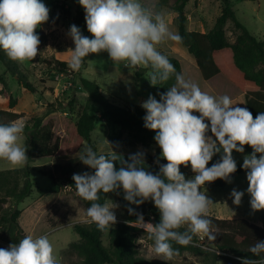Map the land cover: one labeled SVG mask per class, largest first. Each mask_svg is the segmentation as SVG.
I'll return each instance as SVG.
<instances>
[{
  "label": "clouds",
  "instance_id": "obj_1",
  "mask_svg": "<svg viewBox=\"0 0 264 264\" xmlns=\"http://www.w3.org/2000/svg\"><path fill=\"white\" fill-rule=\"evenodd\" d=\"M78 3L85 11L91 38L75 24L70 26L68 36L74 49H69L67 63L71 70L79 71L89 54L107 52L113 63L123 62L125 67L150 66L147 79L153 86L175 75V83L159 94V100L149 95L141 104L146 111L144 127L156 133L154 140L161 149L160 156L167 161L159 166L158 173L143 167V152L119 160V169L115 166L119 155L112 145L108 155H98L90 146L75 154L83 165L94 170L72 176L77 195L92 202L86 209L88 222L101 231L110 230L118 222L114 209L119 205L96 201L101 191L107 194L122 188L129 204L139 206L151 200L159 211L160 221L153 224L129 207L128 213L137 218L134 223L126 221L144 229L156 255L171 260L178 255L172 242L187 246L194 236L215 241L217 232L208 218L213 201L202 189L217 179L231 183V175L237 171L233 151L244 153L246 145L253 149L242 164L250 207L253 212L264 210V112L254 118L247 107L234 105L228 95H210L177 73L168 57L157 50V45L167 40L182 41L178 33L169 29L164 13L144 7L139 0ZM49 14L42 0H0V50L12 61H33L41 43L36 30L49 21ZM23 129L24 125L17 121L0 123V159L13 167H23L29 160L26 144L20 143ZM209 131L212 135L207 134ZM218 153L220 160L208 167ZM189 165L194 175L186 179L180 168ZM244 194L233 189V204L240 206ZM184 225L187 230L178 231ZM249 251L260 258L238 257L241 264H264V240H257ZM0 264H60V260L47 235H26L18 244L0 248Z\"/></svg>",
  "mask_w": 264,
  "mask_h": 264
},
{
  "label": "rangeland",
  "instance_id": "obj_2",
  "mask_svg": "<svg viewBox=\"0 0 264 264\" xmlns=\"http://www.w3.org/2000/svg\"><path fill=\"white\" fill-rule=\"evenodd\" d=\"M159 1L139 0L142 5L154 12ZM42 2L50 9L49 21L38 29L48 34V40L38 46L39 54L33 61L18 62L20 69L27 76L29 82L36 87L37 91L32 93L20 86L16 77L9 73L3 64H0V91L3 88L2 81H4L8 94L19 101L16 108L17 111L24 115L17 122L25 126L32 123L31 119L33 117L46 115L45 121L52 118L55 122V136L62 137L64 136V121L66 119L77 120L79 108L88 106L89 113L94 115L97 120L91 133V142H84L82 148L90 146L92 149L96 148L98 154H109L112 152V145L113 151L119 154L143 152L160 155L161 149L157 144L139 143L131 133L121 129L105 115L99 105L89 104V94L82 88L77 77V74L81 73L84 78L96 81L101 86L105 97L116 105L125 106L127 103L141 105L148 99L149 95L156 98L160 87V83L153 86L147 79L148 73L152 71L151 67L141 65L133 68L125 67L123 62L113 63L107 52L90 54L87 65L82 64L79 71H73L69 68L68 71L61 72L54 64L49 66L46 61L54 59L68 61L70 57L69 49H74V43L68 36L70 26L75 24L85 36L87 27L85 12L84 15H80L84 9L79 5L78 0H42ZM177 3L178 0H168V5L161 9V12L165 14L169 29L174 33H178L177 14L175 11ZM232 5L241 23L259 39H264V0H232ZM222 7L221 0H189L186 10L189 29L209 32L220 16ZM56 16L57 22L53 23V19ZM80 18L83 22L78 24L77 20ZM239 34L240 32L234 28L231 22L226 23L225 35L229 43H235ZM157 50L167 57L177 58L185 72L192 73L196 70L195 66L192 65L193 62L195 63L194 58L179 42L167 40L157 45ZM141 68L146 69V71H144L143 76L137 77L136 71ZM196 71L198 72V70ZM198 74L200 75V72ZM198 86L202 91L206 92L209 88L211 90L213 88L217 89V82L204 84V80L201 78ZM232 86L229 83V87ZM69 103L73 104L74 110H70ZM50 105H54L57 110L51 113L48 112ZM5 106L6 97L0 95V108ZM243 107H245V102ZM20 143L21 145L26 144L27 155L29 145L27 136L24 133H22ZM252 151L253 149L245 148L244 153H234L237 168L242 166L244 156L250 155ZM75 154L38 158L34 161H28L27 165L40 166L54 163H70L77 172H81L87 166L75 158ZM257 156L259 157V154ZM27 165L13 167L7 161L0 159V171L21 169ZM30 179L33 183L32 195L18 205L13 200H10L4 205V210L0 212V215L10 213L15 208L21 210L19 223L25 236L32 235L35 238L47 235L54 247L55 255L60 260V264H82V260L77 254L69 253L68 251L72 243L80 240V235L75 232V226H89L91 224L86 216L87 207L77 195V192L69 187L59 189L54 186L50 179L34 171H31ZM247 188L246 172L232 174L231 183L227 182L224 187H211L206 184L202 190L213 201L209 208V215L220 219L243 218L261 226L263 210L257 212L251 210V198L246 191ZM233 189L245 193L240 206L233 204L230 195ZM112 202L119 205L118 208L114 209L118 222L110 230H107L102 237L103 244L107 247H110V231L119 224L126 223L128 208L134 209L136 206L129 204L124 199L122 189L108 193L106 203L111 204ZM151 203L154 205L152 201ZM145 222L158 223L150 212L147 214ZM182 227L187 229L188 226L184 225ZM198 244H204L203 249L205 252L198 255L191 252H183L178 253L171 260H165L162 256L155 254L152 247L153 243L148 238L147 233L142 232L138 237L140 254L154 261H166L170 264H226L222 260H214L208 253L214 252L209 241L199 238ZM9 246L10 244L7 243L6 239L0 236V248H8Z\"/></svg>",
  "mask_w": 264,
  "mask_h": 264
},
{
  "label": "trees",
  "instance_id": "obj_3",
  "mask_svg": "<svg viewBox=\"0 0 264 264\" xmlns=\"http://www.w3.org/2000/svg\"><path fill=\"white\" fill-rule=\"evenodd\" d=\"M222 11L217 18L214 27L209 32H200L190 30L188 25L187 8L189 0H178L175 11L178 25V34L182 37L179 42L187 48L188 52L195 58L197 66L205 81L214 78L217 75H223L237 89L244 94L246 107L252 112L253 117L264 112V40L259 39L251 33L249 29L237 18L232 5V0H221ZM258 1V0H250ZM168 5V0H160L156 5L155 12H161L163 7ZM146 7L145 5H143ZM82 11L80 15H84ZM57 16L53 23L57 22ZM78 24L83 20L78 19ZM231 22L234 28L240 32L235 43H229L225 35V25ZM40 36L41 45L48 40V34L43 30L37 29ZM86 36L91 38V34ZM90 55V54H89ZM88 57L84 58L83 64L87 65ZM169 61L175 66L176 72L181 73V63L177 58L168 57ZM49 66L54 64L59 71L69 70L68 63L54 59L46 61ZM0 64H3L6 70L16 77L20 86L27 91L35 93L36 87L29 82L27 76L22 72L17 61H12L0 50ZM146 69H138L136 76L141 77ZM73 72V71H72ZM80 85L89 94V104L99 105L105 115H107L121 129L131 133L139 143L157 144L154 140L155 132L144 127L143 117L146 111L141 105L127 103L125 106H119L105 97L101 86L96 82L84 78L81 73L77 74ZM3 82V88L0 95L6 97V106L0 108V123L7 124L12 121H19L24 117L23 113L17 111L18 99L8 94L6 84ZM175 83V75H172L167 82L160 83L156 99H160V93H164ZM70 110H74L73 104L69 103ZM54 105L49 106L48 112L56 111ZM49 113V114H50ZM199 115V113H193ZM47 116H37L31 119V124H26L23 133L27 136L29 150L28 161H34L38 158L70 155L77 153L84 142H91V133L96 125V117L89 113L88 106L80 107L77 112V120L66 119L63 124L64 136L56 137L54 133L55 122L48 119ZM207 122V121H206ZM210 123V122H209ZM208 135H212L209 131ZM252 149L250 146H245ZM96 151V148H93ZM97 152V151H96ZM235 151H233L234 157ZM98 154V153H97ZM110 154V153H109ZM115 166L119 169V160H128L132 154H119ZM100 155V154H98ZM108 155V154H104ZM221 154L213 156L208 167L220 160ZM167 161L160 155L144 153L143 167L147 171L156 174L159 172V166L166 164ZM181 172L186 179L193 177L191 166H181ZM31 171L47 177L57 188L69 187L76 192L73 174L94 172L93 169L86 167L83 171L77 172L70 163H54L49 165L29 166L21 169H8L0 171V212L4 210V205L13 200L16 205L30 197L33 192V183L30 179ZM246 172L243 167H238L236 174ZM226 181L217 179L209 183L211 187H224ZM122 189V188H121ZM100 199L96 201L104 204L107 201L108 193L102 191L99 193ZM80 199L88 208L92 202ZM135 212L143 214L144 220H147V214L150 212L160 221V213L150 200L142 205L135 206ZM21 210L15 208L12 212L0 215V236L6 239L7 243L18 244L25 237L22 227L19 223ZM135 215H127V221L136 220ZM212 220V228L216 234L215 241H209L214 252H208L214 260H222L226 264H241L238 257H248L250 259H259L252 254L249 249L257 240H264V210L261 214V226L247 219H220L209 215ZM187 229L181 227L178 229L184 232ZM75 232L80 235V240L74 242L69 247V253L77 254L82 264H170L166 261H154L140 254L138 249L139 234L145 232L142 228L133 227L128 223H121L109 234L110 247L103 244L102 237L106 231H101L96 224L89 226H75ZM146 233V232H145ZM207 240V238H205ZM208 241V240H207ZM153 243V241L151 240ZM199 243V236H194L192 242L183 246L172 242L178 253L191 252L201 254L204 251V244ZM264 256V254H262Z\"/></svg>",
  "mask_w": 264,
  "mask_h": 264
},
{
  "label": "crops",
  "instance_id": "obj_4",
  "mask_svg": "<svg viewBox=\"0 0 264 264\" xmlns=\"http://www.w3.org/2000/svg\"><path fill=\"white\" fill-rule=\"evenodd\" d=\"M190 30H194V29H190ZM195 31H199V30H195ZM261 40H264V39H261ZM186 50H187V48H186ZM194 60H195V58H194ZM192 65L195 66V69L198 70V72H200V70H199V68L197 66L196 60H195V63L194 62L192 63ZM196 70L194 72H192V73H188V72H185L184 71V68L181 66V74L184 75L185 79L191 80V81L195 82L196 84H198L199 80L201 78L203 79V77L201 75V72H200V75H199ZM215 81L217 82V89H214L213 88V90H211L209 88L208 90H206V92L208 94L213 95L215 97H220V96H223V95H228L232 99L234 105H238L240 107H243L244 106V102H245V107H246V100H245L244 94H242L237 89V87L235 85H233L229 80H227L223 75H217V76H215L214 78H212V79H210L208 81H205L204 80V84H211L212 82H215ZM226 82L231 83L233 86L232 87H229V83H226ZM159 89H160V87H159ZM227 91H228V93H227ZM63 133H64V131H63Z\"/></svg>",
  "mask_w": 264,
  "mask_h": 264
},
{
  "label": "water",
  "instance_id": "obj_5",
  "mask_svg": "<svg viewBox=\"0 0 264 264\" xmlns=\"http://www.w3.org/2000/svg\"><path fill=\"white\" fill-rule=\"evenodd\" d=\"M236 173H233V175H235Z\"/></svg>",
  "mask_w": 264,
  "mask_h": 264
}]
</instances>
